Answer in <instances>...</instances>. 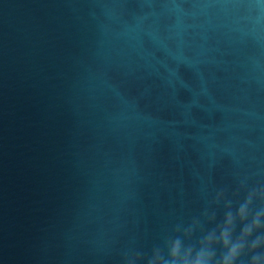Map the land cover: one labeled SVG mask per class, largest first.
I'll list each match as a JSON object with an SVG mask.
<instances>
[{
    "label": "water",
    "instance_id": "1",
    "mask_svg": "<svg viewBox=\"0 0 264 264\" xmlns=\"http://www.w3.org/2000/svg\"><path fill=\"white\" fill-rule=\"evenodd\" d=\"M244 188L264 0H0V264H135Z\"/></svg>",
    "mask_w": 264,
    "mask_h": 264
},
{
    "label": "clouds",
    "instance_id": "2",
    "mask_svg": "<svg viewBox=\"0 0 264 264\" xmlns=\"http://www.w3.org/2000/svg\"><path fill=\"white\" fill-rule=\"evenodd\" d=\"M256 192L244 188L228 199L222 219L210 228L197 229L195 219L177 224L150 250H137L135 264H264V205L254 206ZM260 195L264 199V189Z\"/></svg>",
    "mask_w": 264,
    "mask_h": 264
}]
</instances>
